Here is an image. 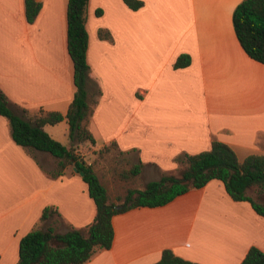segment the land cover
<instances>
[{
    "label": "crops",
    "instance_id": "crops-1",
    "mask_svg": "<svg viewBox=\"0 0 264 264\" xmlns=\"http://www.w3.org/2000/svg\"><path fill=\"white\" fill-rule=\"evenodd\" d=\"M39 1V15L29 22L24 0H0V89L33 118L66 115L77 91L69 0ZM241 1L143 0L133 10L124 0H89V129L96 141L76 152L92 165V152L111 144L132 155L142 165L132 176L143 180L137 188L175 174L178 156L207 150L213 139L230 144L240 160L264 153V63L236 35L233 12ZM185 53L191 63L175 67ZM44 129L71 145L66 118ZM46 160L57 158L17 144L0 114V264L18 263L20 240L36 226L56 230L57 215L41 220L46 206L66 224L58 232L95 219L82 175L69 166L53 177ZM146 174L153 179H142ZM112 222V246L84 264H151L168 248L201 264H241L252 246L264 250V216L233 199L220 179L161 206L117 213Z\"/></svg>",
    "mask_w": 264,
    "mask_h": 264
},
{
    "label": "trees",
    "instance_id": "trees-1",
    "mask_svg": "<svg viewBox=\"0 0 264 264\" xmlns=\"http://www.w3.org/2000/svg\"><path fill=\"white\" fill-rule=\"evenodd\" d=\"M26 16L34 22L42 8L39 0H24ZM137 10L143 0H124ZM89 0H69L68 51L75 66L77 91L66 115L50 111L33 117L26 108L11 102L0 89V114L10 124L13 140L30 153L49 152L57 158V166L51 172L53 177L63 175L66 167L72 166L82 175L88 185L90 196L97 206L94 221L85 228L70 226L65 232H58L54 226H36L20 240L17 264H84L100 249L112 246L115 231L112 218L115 214L139 206H161L190 189L205 186L212 179H220L235 200L249 201L257 213L264 216V153L249 154L240 160L234 148L223 141L213 139L211 147L195 154L184 153L177 157L186 163L180 174L164 173L159 179L149 181L143 188H129L120 203L111 201L107 186L101 181L94 166L76 152L84 142L95 143L89 129L94 108L89 101L88 81L91 66L87 59L89 34L87 31V8ZM100 13V11L98 12ZM236 35L249 56L264 63V0H242L233 12ZM191 63V56L181 54L175 67ZM67 119L70 125L71 145L68 147L53 138L45 129L47 123L55 124ZM141 163L134 165L127 174L137 175ZM256 189L258 199L250 194ZM61 214L52 206H46L41 220ZM151 264H201L177 255L172 249H164L161 258ZM241 264H264V250L252 246Z\"/></svg>",
    "mask_w": 264,
    "mask_h": 264
},
{
    "label": "rangeland",
    "instance_id": "rangeland-1",
    "mask_svg": "<svg viewBox=\"0 0 264 264\" xmlns=\"http://www.w3.org/2000/svg\"><path fill=\"white\" fill-rule=\"evenodd\" d=\"M92 153L95 154L93 165L97 168L102 181L108 187L111 201L120 203L122 201L121 198L125 195L129 188H137L139 185H141L143 180L141 181V179H133L134 177H132V174L126 173L132 168L134 165L133 163H136L135 158H133L132 155L127 156L119 153L118 149L113 144H111L110 147L105 146L100 150H94ZM57 162V160H46L44 164L46 166L56 168ZM185 165L186 163H182L175 174L179 175ZM151 175L146 174L141 178L145 180H151L153 179ZM250 194L259 200L254 187L250 189ZM55 219L57 220L55 223L56 230H64L66 228L64 221L60 220L57 216H55Z\"/></svg>",
    "mask_w": 264,
    "mask_h": 264
},
{
    "label": "water",
    "instance_id": "water-1",
    "mask_svg": "<svg viewBox=\"0 0 264 264\" xmlns=\"http://www.w3.org/2000/svg\"><path fill=\"white\" fill-rule=\"evenodd\" d=\"M74 170L75 171H77V169L76 168H74ZM81 175H84V172H79Z\"/></svg>",
    "mask_w": 264,
    "mask_h": 264
}]
</instances>
